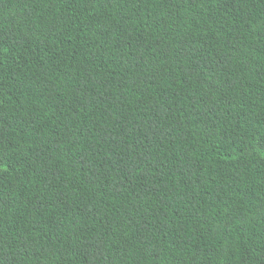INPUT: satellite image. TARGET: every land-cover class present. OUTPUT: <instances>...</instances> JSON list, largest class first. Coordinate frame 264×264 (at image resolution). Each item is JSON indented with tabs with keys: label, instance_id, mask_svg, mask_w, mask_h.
<instances>
[{
	"label": "trees",
	"instance_id": "1",
	"mask_svg": "<svg viewBox=\"0 0 264 264\" xmlns=\"http://www.w3.org/2000/svg\"><path fill=\"white\" fill-rule=\"evenodd\" d=\"M0 264H264V0H0Z\"/></svg>",
	"mask_w": 264,
	"mask_h": 264
}]
</instances>
